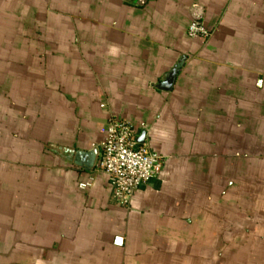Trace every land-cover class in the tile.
<instances>
[{
    "label": "crops",
    "instance_id": "0c3cea01",
    "mask_svg": "<svg viewBox=\"0 0 264 264\" xmlns=\"http://www.w3.org/2000/svg\"><path fill=\"white\" fill-rule=\"evenodd\" d=\"M111 116L163 160L128 205L54 149ZM0 264H264V0H0Z\"/></svg>",
    "mask_w": 264,
    "mask_h": 264
},
{
    "label": "built area",
    "instance_id": "2783aa9c",
    "mask_svg": "<svg viewBox=\"0 0 264 264\" xmlns=\"http://www.w3.org/2000/svg\"><path fill=\"white\" fill-rule=\"evenodd\" d=\"M192 38L207 39L211 30L203 20L191 21L188 28ZM140 135L133 124L124 118L111 116L105 137L101 142L100 162L97 169L107 178L114 188L115 197L121 204L132 202L140 188L162 172L163 160L159 152L145 142L139 141ZM82 188L90 186L84 182ZM116 246L124 245V237L116 236Z\"/></svg>",
    "mask_w": 264,
    "mask_h": 264
},
{
    "label": "water",
    "instance_id": "95a60500",
    "mask_svg": "<svg viewBox=\"0 0 264 264\" xmlns=\"http://www.w3.org/2000/svg\"><path fill=\"white\" fill-rule=\"evenodd\" d=\"M146 133L143 132L139 137L140 142H144ZM56 151L62 154L64 157L73 160L77 165H80L88 170L93 169L97 165V155L98 151L93 150L91 152H84L79 150H72L67 148H56Z\"/></svg>",
    "mask_w": 264,
    "mask_h": 264
}]
</instances>
